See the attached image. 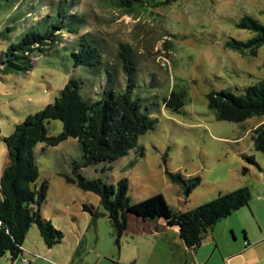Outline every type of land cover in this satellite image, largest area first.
Masks as SVG:
<instances>
[{"label": "rangeland", "instance_id": "1", "mask_svg": "<svg viewBox=\"0 0 264 264\" xmlns=\"http://www.w3.org/2000/svg\"><path fill=\"white\" fill-rule=\"evenodd\" d=\"M71 2L75 4L72 12L85 17L82 33L103 39L108 59H115L121 43L134 49L140 77L155 74L153 78L160 80V85L148 80L153 94H167L174 87L187 90L180 112L157 103V127L140 136L138 147L128 156L113 162L107 171L100 163L83 168V174L107 183L127 177L132 203L162 193L180 211L242 186H249L252 198L248 207L217 222L195 251L187 249L166 219L143 221L134 214L119 248L100 197L66 179L72 162L82 157L78 140L70 138L55 147L40 144L36 149L38 183L48 184L41 213L64 232V238L48 248L34 224L26 235L23 255L14 263L4 258L3 264H256V249L264 250L256 246V238L264 230V154L255 150L253 135L264 116L242 123L218 120L207 96L224 89L241 94L264 79V45L253 53L229 46L232 40L245 42L255 36L240 25L246 15L264 25V0H153L134 12L106 0ZM48 11L43 7L28 24ZM7 45L0 35V53ZM2 68L0 65V177L8 163L4 137L27 116L53 103L70 77L84 72L73 66L67 49L39 56L26 73L6 74ZM47 129L49 135L57 136L63 123L52 120ZM167 172L182 174L186 181L200 176L201 184L187 196ZM93 211L98 212L95 223ZM244 232L251 247L244 242Z\"/></svg>", "mask_w": 264, "mask_h": 264}, {"label": "trees", "instance_id": "2", "mask_svg": "<svg viewBox=\"0 0 264 264\" xmlns=\"http://www.w3.org/2000/svg\"><path fill=\"white\" fill-rule=\"evenodd\" d=\"M106 1L116 8L134 12L145 9L153 0ZM74 5L71 0H0V35L8 41L0 53L4 73H26L39 56L63 49L68 50L73 66L84 70L79 76L69 78L53 103L27 116L15 126L13 133L4 137L8 163L0 177V264L4 258L14 263L23 255L26 235L34 224L48 248L64 238V232L41 213L48 184L38 183L40 168L36 149L40 144L55 147L70 138L78 140L82 157L72 162L71 174L66 179L100 197L119 248L130 227V216L134 214L143 221L166 219L168 227L177 229L187 249L195 251L217 222L249 206L251 189L242 186L220 192L210 201L180 211L174 210L162 193L132 203L127 177L107 183L102 178L88 179L83 174V168L100 163L105 164L103 170L107 171L113 162L128 156L138 147L140 136L157 127L159 119L154 116L157 103L180 112L186 103L187 90L174 87L167 94H153L148 80H157L154 82L157 85L160 80L153 78L155 74L140 77L134 49L121 43L114 62L108 59L105 41L90 32L82 33L86 20L81 12H72ZM43 7L49 11L28 24L29 18ZM22 23L24 26H20ZM240 25L253 31L255 36L245 42L232 40L230 47L253 53L264 45L261 22L246 15ZM65 33L74 37L69 40ZM207 98L218 120L242 123L254 116H264V79L246 87L241 94L224 89L210 92ZM52 120L63 123V130L57 136L48 133L47 125ZM253 145L264 154V122L255 129ZM167 174L187 196L201 184L200 176L186 181L182 174ZM93 216L95 223L98 212L93 211ZM245 242L248 245L246 235Z\"/></svg>", "mask_w": 264, "mask_h": 264}, {"label": "crops", "instance_id": "3", "mask_svg": "<svg viewBox=\"0 0 264 264\" xmlns=\"http://www.w3.org/2000/svg\"><path fill=\"white\" fill-rule=\"evenodd\" d=\"M245 235L247 236V234L244 232V242H245ZM249 246L251 247V244L248 242V247ZM256 246H260L264 249V230L262 231V234L258 238H256ZM256 264H264V250L260 252L259 250L256 249Z\"/></svg>", "mask_w": 264, "mask_h": 264}]
</instances>
